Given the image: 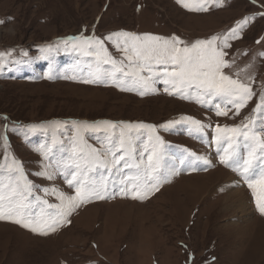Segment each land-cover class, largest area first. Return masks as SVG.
Returning <instances> with one entry per match:
<instances>
[{
  "label": "rangeland",
  "instance_id": "rangeland-1",
  "mask_svg": "<svg viewBox=\"0 0 264 264\" xmlns=\"http://www.w3.org/2000/svg\"><path fill=\"white\" fill-rule=\"evenodd\" d=\"M245 18L241 28L238 22ZM0 21V176L9 182L7 166L15 159L37 186L18 218L45 228L37 222H51L49 214L60 210L48 204H61L51 190L75 195L60 172L53 179L37 175L49 165V156L54 155L53 164L76 160L83 165L81 152L87 158L92 150L105 153L113 144L117 151L124 133L132 165L121 161L113 167L112 155L102 156L108 166H94L84 179L104 185V198L81 203L46 235L0 220V264H264V215L240 174L248 158L246 142L233 138L230 146L215 140L217 125L240 126L253 118L259 126L264 120V114L253 112L264 91V0H209L206 11H189L177 0H0ZM231 29L238 30V38L229 41L225 59H234L233 71L241 79L253 78L249 83L257 93L238 115L221 99L209 102L196 92L181 98L162 79L150 83L144 95L121 90L111 80L84 82L98 64L95 55L85 54L94 51L84 44L87 37L103 40L107 54L120 61L124 53L116 43L123 46V37L105 39L112 33L175 36L190 43ZM100 69L112 71V65L100 64ZM216 103L227 116L216 115ZM185 117L208 127L195 132ZM71 121H110L116 127L97 124L78 132ZM174 121L180 123L169 124ZM140 123L156 126L151 140L146 130L126 127ZM36 124L45 127H27ZM260 134L264 137V130ZM156 137L163 145L152 176L159 179L144 187L143 172L135 165L141 155L147 162L144 146L156 144ZM233 149L234 157L227 156ZM225 158L229 164L221 162ZM74 170L73 165L69 171ZM262 171L264 159L258 158L245 175L260 179ZM239 188L242 192L234 195Z\"/></svg>",
  "mask_w": 264,
  "mask_h": 264
},
{
  "label": "snow or ice",
  "instance_id": "snow-or-ice-1",
  "mask_svg": "<svg viewBox=\"0 0 264 264\" xmlns=\"http://www.w3.org/2000/svg\"><path fill=\"white\" fill-rule=\"evenodd\" d=\"M177 3L189 11H206L209 0H177ZM246 22L247 18L242 22H238V24L242 28ZM0 23H3V21H0ZM113 37H123V46L119 42L116 43L117 48L124 53V57L120 61L111 58L107 54L103 40L100 38L87 37L84 39V44L94 49V51H86L85 54L95 55L98 59L96 72L91 75L89 80H85V83H104L111 80L116 82L121 90H140L139 94L144 95V90L150 87V83L154 84L158 79H162L164 84L171 85L175 89V94L180 95L181 98H189L186 95L187 93L196 92L198 95L205 97L209 102L214 99H221L225 102V107L231 106V108L235 109L234 115H238L240 110L247 105L248 101L257 96V93L249 83L253 78L247 77L246 79H241L240 72L233 71L234 59L232 61L225 59L227 56L225 49L231 47L229 41L238 38L237 29H231L223 36L213 35L207 39H197L190 43H185L175 36L162 38L150 34L138 36L127 32L112 33L105 39L112 40ZM69 39L76 40L78 37H71ZM47 47L51 48L52 46L49 45ZM260 55L264 56V53ZM108 63L112 65V71H101L100 64ZM118 64L119 66H117ZM154 77L157 79H153ZM165 90L168 91V88L166 87ZM169 94L173 93L169 92ZM200 102L203 103L204 101ZM215 109L217 116L228 115L227 111L221 110L220 103L215 104ZM253 112L264 114V91L259 93L258 102ZM2 119L7 120L8 118L2 117ZM183 119L190 123L193 126V130L198 133L203 132V129L208 127V125H204L201 121L191 117ZM246 119L248 122L242 123L240 126L217 125L215 140L218 145L228 142L231 146L233 138L243 137L248 148V158L243 160L241 165L242 172L240 174L248 182V187L252 190L258 211L264 215V171L261 172L260 179H254L252 175H245L252 168L254 159H264V137L260 134V131L264 130V120H261L260 125L257 126L253 118ZM71 123L77 126L78 132L90 128L94 129L97 127V124H104L112 128L116 127L110 121L97 122V124L77 121H71ZM175 123H180V121L169 122L170 125ZM27 127L30 130H36L44 128L45 125L36 124L28 125ZM126 127L146 130L151 140V133L156 126L140 123L126 125ZM161 127L167 126L162 125ZM258 127L259 130H257ZM5 128L7 129V125H5ZM229 133H231V136H229ZM124 135V133H121L120 148L117 151L112 150V148L116 147L113 144L112 148H109L105 153H97L95 150H92L87 158L81 152L78 159L85 160L83 165L77 163L76 160H73L71 164L64 163L63 161H56L53 164L54 155L48 157L49 165L40 173H37V175L46 179H53L55 174L60 172V174L64 175L68 186L75 188V195L65 196L63 193H58L56 189L51 190V194L57 195L61 204L59 206L48 204L49 208H59L60 210L54 216L49 214L51 222L46 218L37 222L46 225L45 228L32 226L30 223L25 222L24 219L18 218L23 215L24 210L28 207L25 201L32 196L34 190H37V186L27 179L22 164L18 160L13 159L11 164L7 166L9 182L5 184L3 176H0V220H12L25 228L31 227L33 232L39 231L41 234L46 235L48 231H55L64 222L65 218L71 215L72 211L81 203L87 202L92 198L103 199L106 191L104 185L91 183L84 179V176L94 166L107 167L109 161L101 157L109 153L113 157L111 161L113 167L120 165L121 161H125V167H132L126 160V156L130 154L124 148ZM139 135H143V133H139ZM4 140L5 147H7L6 136ZM156 141L157 143L152 144L151 147L148 145L144 146L143 151L147 153V162L144 163L143 156L141 155L135 165L137 169L143 172L144 187H153L154 182L159 179L158 177H153L152 173L159 167L160 157L158 147L163 145V141L159 137H156ZM75 148L76 145L74 144L73 151H75ZM257 148L260 150L259 157L257 156ZM48 151L50 150H45V156L48 155ZM135 151L136 149L133 148L132 152ZM234 155L235 149H233V152L227 153V156L230 157H234ZM5 157L7 158L6 153ZM196 158L204 159L203 157ZM221 162L229 164V159L225 158ZM207 163V160H205V164ZM232 163H239V161L233 159ZM73 165L75 170L69 171ZM3 167V165H0V168ZM140 179L138 176L133 183V188L136 192H139L141 187ZM43 191L45 194H49L48 189H43ZM133 198H137V196L134 195ZM33 199L39 201L40 197H33ZM43 203L47 204V201H43ZM68 222L70 223V221Z\"/></svg>",
  "mask_w": 264,
  "mask_h": 264
},
{
  "label": "bare ground",
  "instance_id": "bare-ground-1",
  "mask_svg": "<svg viewBox=\"0 0 264 264\" xmlns=\"http://www.w3.org/2000/svg\"><path fill=\"white\" fill-rule=\"evenodd\" d=\"M234 181H235V183H236V180L234 179ZM241 183V182H240ZM240 192H242V189L241 188H239V190H237V191H235L233 194L235 195V194H238V193H240Z\"/></svg>",
  "mask_w": 264,
  "mask_h": 264
}]
</instances>
